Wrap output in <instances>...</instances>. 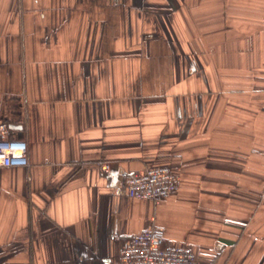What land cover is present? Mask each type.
Segmentation results:
<instances>
[{
    "label": "crops",
    "instance_id": "crops-1",
    "mask_svg": "<svg viewBox=\"0 0 264 264\" xmlns=\"http://www.w3.org/2000/svg\"><path fill=\"white\" fill-rule=\"evenodd\" d=\"M0 118L29 143L0 166V264H113L153 225L264 264V0H0ZM164 165L175 194H127Z\"/></svg>",
    "mask_w": 264,
    "mask_h": 264
},
{
    "label": "built area",
    "instance_id": "built-area-1",
    "mask_svg": "<svg viewBox=\"0 0 264 264\" xmlns=\"http://www.w3.org/2000/svg\"><path fill=\"white\" fill-rule=\"evenodd\" d=\"M29 164V143L11 137L8 121L0 118V166ZM109 173L110 162H100ZM124 188L131 197L158 201L175 194L180 187L176 173L169 166H152L141 171L121 172ZM113 264H199L189 245L166 243V229L153 225L133 233Z\"/></svg>",
    "mask_w": 264,
    "mask_h": 264
},
{
    "label": "trees",
    "instance_id": "trees-1",
    "mask_svg": "<svg viewBox=\"0 0 264 264\" xmlns=\"http://www.w3.org/2000/svg\"><path fill=\"white\" fill-rule=\"evenodd\" d=\"M165 166V165H164Z\"/></svg>",
    "mask_w": 264,
    "mask_h": 264
}]
</instances>
